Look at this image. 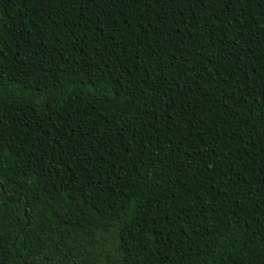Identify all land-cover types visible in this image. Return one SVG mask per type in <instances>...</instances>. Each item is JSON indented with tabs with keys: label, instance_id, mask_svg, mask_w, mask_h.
Returning a JSON list of instances; mask_svg holds the SVG:
<instances>
[{
	"label": "trees",
	"instance_id": "trees-1",
	"mask_svg": "<svg viewBox=\"0 0 264 264\" xmlns=\"http://www.w3.org/2000/svg\"><path fill=\"white\" fill-rule=\"evenodd\" d=\"M0 264H264V0H0Z\"/></svg>",
	"mask_w": 264,
	"mask_h": 264
}]
</instances>
